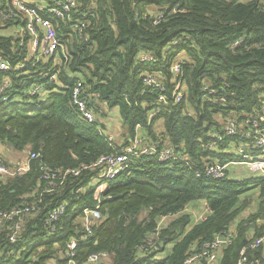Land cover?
<instances>
[{
  "label": "trees",
  "instance_id": "trees-1",
  "mask_svg": "<svg viewBox=\"0 0 264 264\" xmlns=\"http://www.w3.org/2000/svg\"><path fill=\"white\" fill-rule=\"evenodd\" d=\"M85 8L92 10L84 30L87 39L72 32L69 22L52 18L72 56L69 68L60 72L65 81L61 92H50L43 102L38 97L29 100L24 89L46 77L0 73V82L9 74L17 84L0 96V138L16 151L30 149L38 154L30 159L26 172L0 174V210L39 200L42 206L41 212L24 218L15 242L9 239V229L0 231V264H69L70 260L75 264H184L204 250L205 242L233 227L236 236L222 248L216 264H239L242 248L264 235V222L259 224L264 221V198L256 212L238 220L248 200L237 203L253 187L260 186L264 194V176L237 180L197 176L196 171L206 160L220 161L207 145L213 139L209 131L221 128V118L236 116L242 126L264 98L262 0H80L79 10ZM237 40L240 43L234 46ZM14 44L13 36L0 33V53L16 63L26 57L27 48L17 51ZM144 53L157 60L142 62L139 57ZM177 61L185 96L177 103L167 94L168 105L159 103L160 91L145 83L143 73H161L172 92ZM77 71L106 102L97 122L83 119L73 103L71 77H77ZM153 110L157 113L151 117ZM110 117L120 124L124 144L107 139ZM137 134L154 145L159 141L158 148L170 145L185 151L193 159L191 165L162 161L152 154L132 156L127 170L110 180L102 194L101 217L89 216V233L84 210L97 204L91 182L96 169L89 166L101 155L129 144ZM241 136V132L226 135L221 147ZM44 165L59 172L81 171L70 173L52 192H44L40 180ZM201 199L207 201L210 213L186 230L187 205ZM64 202L65 213L49 235L45 217ZM169 213L174 217L160 230L157 247H142L160 217ZM72 240H76L74 256L68 249ZM161 241L164 246L174 245L168 257L157 259L164 247ZM100 252L109 256L103 262H89L90 255ZM245 256L246 264H264V243L247 247ZM195 264L210 263L203 258Z\"/></svg>",
  "mask_w": 264,
  "mask_h": 264
},
{
  "label": "built area",
  "instance_id": "built-area-1",
  "mask_svg": "<svg viewBox=\"0 0 264 264\" xmlns=\"http://www.w3.org/2000/svg\"><path fill=\"white\" fill-rule=\"evenodd\" d=\"M262 2L264 8V0ZM79 5L80 0H44L43 2L0 0V20L2 22L0 33L15 38V50L22 51L27 48L26 57L21 61H16V63H13L9 57L0 53V73L2 71H13L17 76L46 77L43 81H35L24 89L25 95L29 100L34 101V97L41 99L42 96H47L50 92H61L65 88V81L60 79V72L65 70V68H69L72 56H70V52L67 49L66 43L63 41L62 35L58 34L52 18L61 19L66 23L69 22V27L72 32L78 33L87 39L84 30L90 23L89 16L92 14V10L89 8L79 10ZM239 43L240 40H237L233 45L237 46ZM91 48H93V44H91ZM139 58L142 62L157 60L154 55L149 53H144ZM173 68L176 75L172 77V83L174 84V90L172 92H168L169 88L161 73L157 71L143 73L145 83L161 92H159V103L167 104L170 102V97L167 94H172L171 97L177 103L185 96L186 92L183 91V75L180 61L173 63ZM75 76L77 77L73 78L69 76L74 80L71 94L73 103L77 106L83 119L88 122H97L98 114L103 110L106 111V102L101 98V94L98 91L86 84L82 72H75ZM13 82L14 79L9 74L2 79L0 82V96L12 88L14 84L17 85ZM19 90L20 88H16L17 92ZM38 102L35 101V104ZM156 113V110L151 111V117L156 115ZM237 132H241L244 135L240 138L233 139L234 143H237L238 153L244 156L245 151L250 149L251 152L257 151L262 157L248 159L246 161L236 160V162H245L251 170L264 175V98L261 99L259 106L253 110V113L246 118L242 126L237 121L236 116H234L233 118L227 117L219 130H210L209 134L213 136V139L208 142V148H219L226 135ZM112 138L109 135L107 139L113 142L114 140ZM154 143L137 134L129 144L122 145L121 149L114 153L101 155L89 166L96 169V174L92 177L91 182L95 185L94 198L97 201L94 207L84 210L89 233L91 232L88 221L89 216L101 217L100 202L102 194L109 188L110 180L127 170L132 156L152 154L156 155L162 161H181L191 165V160L193 159L185 151L181 149L177 151L170 145H164L158 148L161 145L160 142H156L157 145H154ZM22 154L23 160L12 167L0 156V174L4 176L22 174L29 169L30 159L38 157V154L30 151V149L23 150ZM227 165L228 163H222L217 160L210 161L209 159V161L206 160L204 162L203 167L198 169L196 173L197 176L212 178L225 177L227 175ZM80 171L81 169L77 168L59 172L51 166L44 165L40 175V180L44 182L43 191L52 192L63 183L66 176L70 173L78 175ZM65 210L66 205L64 202L49 211L44 222L47 234H54L57 229L56 222L65 213ZM41 211V200L23 203L9 210H0V231L9 229V239L15 242L23 228L24 218L27 215H34ZM173 217L174 214L171 213L162 215L158 221L156 230L148 235L146 244L142 247L148 246L156 248L160 230ZM234 229L235 227H233ZM233 230L225 231L221 235H218L215 240L205 242L204 250L189 256L184 264H195L203 258H206L210 264L218 263L222 248L232 243L236 236ZM263 243L264 235L254 239L249 246H244L241 250L242 257L239 260V264L247 263L245 256L247 247H258ZM75 247L76 240L69 242L68 249L71 256L75 255ZM107 256H109L108 252L94 253L90 255L89 262L94 263ZM69 264H75V261L70 260Z\"/></svg>",
  "mask_w": 264,
  "mask_h": 264
},
{
  "label": "crops",
  "instance_id": "crops-1",
  "mask_svg": "<svg viewBox=\"0 0 264 264\" xmlns=\"http://www.w3.org/2000/svg\"><path fill=\"white\" fill-rule=\"evenodd\" d=\"M28 1L43 2L44 0H28ZM46 98L47 96H42V98L39 100L43 102L44 100H46ZM225 119L221 118V122L223 123L224 122L223 120ZM107 121L110 122V118H108ZM0 152L2 153L1 156L4 158L5 162L11 167L14 165L16 166L17 163L23 160L22 154H20L19 158L17 156L16 157L10 156L9 154L11 153L16 152L17 154H19L21 152L14 150L7 142H5L1 138H0ZM238 152L239 151H238L237 143H234L233 139L228 141L223 147L219 146V148L214 149V153L218 155L216 159H219L220 162L222 163H228L227 170H226L227 177H229L230 179L248 180L250 178L264 176V175H261L259 172H255L251 170L245 162H240V163L236 162V160L246 161L248 159H256V158L262 157L260 153H258L257 151L251 152V150L248 149L245 151V155L241 156ZM242 165H246L248 168H244V166ZM230 169L232 170L233 174L237 176L238 178H234L233 176L231 177L229 175ZM245 169H248L251 172V174L248 176H245L243 173ZM263 198H264V194L262 193L260 186L253 187L252 189L246 191L245 193H242L239 196V201L237 203V206H240L245 199H247L248 202H247V205L242 209V211L239 214L240 216H238L236 220L240 218H246L247 216L251 214V212H256L259 209ZM185 212H188L190 215V221L186 228V230H189L190 228H192V226L202 221L210 213V209H209L207 201L204 199H201V200H195L189 203L187 205ZM263 222L264 221H261L259 222V224ZM173 245H174V242L166 244L163 247V249L158 252V254L156 255V258L164 259L168 257V255L172 251Z\"/></svg>",
  "mask_w": 264,
  "mask_h": 264
},
{
  "label": "rangeland",
  "instance_id": "rangeland-1",
  "mask_svg": "<svg viewBox=\"0 0 264 264\" xmlns=\"http://www.w3.org/2000/svg\"><path fill=\"white\" fill-rule=\"evenodd\" d=\"M188 109H192V107H190V108H188ZM114 118L115 117H110V126H109V130H107L106 132H108L109 134H110V136H112L113 138V140L115 141V143H117V144H122L121 143V138H122V134H123V132L121 133V132H119L118 131V126L120 125V124H115L114 123ZM137 133H141L142 132V129L140 128V127H138L137 128ZM123 142V141H122ZM124 143V142H123ZM20 154H22V152L21 153H19V154H17L16 152L15 153H11V154H9L10 156H13V157H20ZM2 155V153L0 152V156ZM22 156H23V154H22ZM242 166H244V168H248L246 165H242ZM243 173H244V175L245 176H248V175H250L251 174V172L248 170V169H245L244 171H243ZM229 175L232 177H234V178H238L237 176H235L234 174H233V172H232V170L230 169L229 170ZM146 214V212H144L143 213V216Z\"/></svg>",
  "mask_w": 264,
  "mask_h": 264
},
{
  "label": "water",
  "instance_id": "water-1",
  "mask_svg": "<svg viewBox=\"0 0 264 264\" xmlns=\"http://www.w3.org/2000/svg\"><path fill=\"white\" fill-rule=\"evenodd\" d=\"M196 161H199V159H196ZM160 246H164V241L160 242ZM2 245H0V255H1ZM99 262H103V260H99Z\"/></svg>",
  "mask_w": 264,
  "mask_h": 264
},
{
  "label": "clouds",
  "instance_id": "clouds-1",
  "mask_svg": "<svg viewBox=\"0 0 264 264\" xmlns=\"http://www.w3.org/2000/svg\"><path fill=\"white\" fill-rule=\"evenodd\" d=\"M252 113H253V112H252ZM252 113H251V114H252ZM251 114H250V115H251ZM197 159H198V158H197Z\"/></svg>",
  "mask_w": 264,
  "mask_h": 264
}]
</instances>
